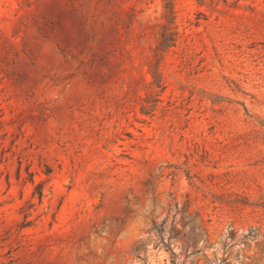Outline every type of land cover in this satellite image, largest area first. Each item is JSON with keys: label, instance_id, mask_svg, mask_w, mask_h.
Segmentation results:
<instances>
[{"label": "rangeland", "instance_id": "1", "mask_svg": "<svg viewBox=\"0 0 264 264\" xmlns=\"http://www.w3.org/2000/svg\"><path fill=\"white\" fill-rule=\"evenodd\" d=\"M0 264H264V0H0Z\"/></svg>", "mask_w": 264, "mask_h": 264}, {"label": "trees", "instance_id": "2", "mask_svg": "<svg viewBox=\"0 0 264 264\" xmlns=\"http://www.w3.org/2000/svg\"><path fill=\"white\" fill-rule=\"evenodd\" d=\"M168 12L170 16L172 15V7L171 2L168 1L167 5ZM167 29H164L163 33L161 34V39L157 48L158 57L161 58L163 55L173 46L175 40L171 33H165ZM158 84V83H157Z\"/></svg>", "mask_w": 264, "mask_h": 264}]
</instances>
